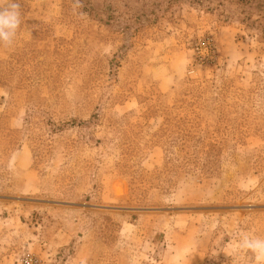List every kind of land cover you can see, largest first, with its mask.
I'll list each match as a JSON object with an SVG mask.
<instances>
[{"label":"rangeland","instance_id":"rangeland-1","mask_svg":"<svg viewBox=\"0 0 264 264\" xmlns=\"http://www.w3.org/2000/svg\"><path fill=\"white\" fill-rule=\"evenodd\" d=\"M18 2L0 46V264H256L237 249L264 238L252 0Z\"/></svg>","mask_w":264,"mask_h":264},{"label":"clouds","instance_id":"clouds-1","mask_svg":"<svg viewBox=\"0 0 264 264\" xmlns=\"http://www.w3.org/2000/svg\"><path fill=\"white\" fill-rule=\"evenodd\" d=\"M79 7V0H74ZM20 3L18 0H4L0 3V46L12 47L21 25ZM237 249L250 252L256 264H264V238L240 234Z\"/></svg>","mask_w":264,"mask_h":264},{"label":"trees","instance_id":"trees-1","mask_svg":"<svg viewBox=\"0 0 264 264\" xmlns=\"http://www.w3.org/2000/svg\"><path fill=\"white\" fill-rule=\"evenodd\" d=\"M244 1V0H243ZM249 4V2H247ZM253 6L255 9L260 10V16H262V18H264V0H252L251 5ZM263 20L260 21V23H262L263 25H261L262 29L264 30V22H262Z\"/></svg>","mask_w":264,"mask_h":264},{"label":"water","instance_id":"water-1","mask_svg":"<svg viewBox=\"0 0 264 264\" xmlns=\"http://www.w3.org/2000/svg\"><path fill=\"white\" fill-rule=\"evenodd\" d=\"M177 209H179V208H172V210H177Z\"/></svg>","mask_w":264,"mask_h":264},{"label":"built area","instance_id":"built-area-1","mask_svg":"<svg viewBox=\"0 0 264 264\" xmlns=\"http://www.w3.org/2000/svg\"><path fill=\"white\" fill-rule=\"evenodd\" d=\"M26 261H30L29 259H27Z\"/></svg>","mask_w":264,"mask_h":264}]
</instances>
